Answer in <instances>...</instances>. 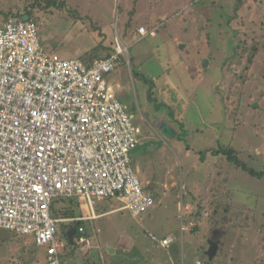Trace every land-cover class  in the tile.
<instances>
[{
    "label": "rangeland",
    "instance_id": "374dc122",
    "mask_svg": "<svg viewBox=\"0 0 264 264\" xmlns=\"http://www.w3.org/2000/svg\"><path fill=\"white\" fill-rule=\"evenodd\" d=\"M106 1L67 0V5L62 7V0H0V9L10 11L16 6L14 12H19L27 5V12H32L35 3L45 7L53 5L54 9L44 13L34 10L43 24L39 39L45 45L48 40L53 45L59 44L64 49L58 48L56 54L70 60L66 59L70 58L68 54H73L79 46H91L89 39L98 37L109 25L117 28L116 21H119L111 14L110 3L117 6L120 0ZM237 2L137 0L135 17L139 16L142 21L153 15L155 22L145 25L149 29L158 24L167 25V29H159L156 38L148 36L134 44L128 54L130 66L125 65L113 76L124 73L125 83L129 84L119 100L124 103L122 97L126 95L132 120L141 130L139 152L146 147L144 143L151 145L147 153H137L141 158L133 160V168L144 191L155 199L157 208L139 218L124 211L98 220L96 226L101 238L98 241L96 236L94 244L103 243L101 249L91 247L88 251H79L73 261L67 258L66 264H86V254L97 264L105 263L100 255L108 259L107 264L114 260L116 264H157L158 258L164 264H256L255 255L262 245L258 241L264 229V178L250 176L230 163L226 156H212L213 149H232L242 163L256 172L264 171V0H247L238 11ZM95 15L98 21L102 20L99 31L95 33L94 22L79 31L86 21L91 22L87 18ZM115 36L112 33L114 39ZM190 41L194 46L183 48ZM243 45H246L244 57ZM132 53L139 56L140 62L133 59ZM135 64L145 65L153 77L169 73L176 87H180L174 92V98L181 92L184 104L178 105V109L182 111L185 128L178 124V135L174 139L159 133L157 123L151 127L142 119L144 101H148L155 83L152 76L148 79L146 74L138 73ZM187 68L195 71L194 80L187 74ZM110 82L113 83L112 78ZM118 82L116 79L115 86ZM142 85L148 96L142 94ZM154 94L160 106L165 104L157 97V91L154 90ZM173 110L172 113L176 111L175 106ZM183 144L194 148L195 152L186 156ZM199 144L202 148L195 147ZM203 156L212 158L211 161L215 159L218 171H214V176L219 182L212 183L210 169H201ZM208 192L210 197H207ZM187 204L194 213L193 224L187 223L189 217L186 216L191 214L183 210ZM99 206V209L114 210L121 207V203L114 200L109 206L107 202ZM181 221L186 224L181 226ZM144 229L158 237L174 230L185 235H180V241L170 247L167 254L152 246L150 237V241L145 238ZM33 238L23 236L28 249L45 258L46 249L37 247ZM18 241H14L10 254L7 248L0 246V264H14L10 257L18 248ZM210 242L222 246L212 261L206 255ZM108 245L112 246L108 248ZM261 252L264 263V252Z\"/></svg>",
    "mask_w": 264,
    "mask_h": 264
},
{
    "label": "built area",
    "instance_id": "2783aa9c",
    "mask_svg": "<svg viewBox=\"0 0 264 264\" xmlns=\"http://www.w3.org/2000/svg\"><path fill=\"white\" fill-rule=\"evenodd\" d=\"M40 25L30 18L0 27V230L32 235L48 247L47 264H62L59 224L66 219L54 217L56 201L80 199L94 214L113 199L139 216L155 199L132 164L141 131L108 80L130 65V47L117 46L108 59L65 60L45 51ZM85 233L81 227L79 244L89 247ZM151 239L163 248L173 242Z\"/></svg>",
    "mask_w": 264,
    "mask_h": 264
},
{
    "label": "crops",
    "instance_id": "0c3cea01",
    "mask_svg": "<svg viewBox=\"0 0 264 264\" xmlns=\"http://www.w3.org/2000/svg\"><path fill=\"white\" fill-rule=\"evenodd\" d=\"M67 0H62V2H60V6L65 7V5H67ZM104 2H107L106 0H103ZM150 0H148L149 2ZM136 2L137 0H120L117 3V6L113 3H110L111 5V14H114L117 18V20L119 22L116 21V23H118L117 28L114 29L112 27V25H109L107 30H103L102 33H100L101 35H103L105 33L106 36L102 37L100 34H97L98 37L93 39H89L90 41V45L89 47L86 46H79V48L76 49V51L73 52V54H68L70 58H66V59H84V60H93V59H99V60H103V59H108L115 51V48L119 45H125L130 47V53L133 50V46L134 44H138L139 42H142L143 40H145L146 38H148V36L151 37V35H147L145 37L141 36L138 32L139 29L144 28L146 31H155V36H152V38H156L159 29L160 31L163 29H167V25H164L163 27L158 25L153 26V28H148V26H146L145 24H149V23H153L155 22V20H153V15H150L148 17H145L144 20L141 21L140 17H135V6H136ZM194 1L190 2L193 3ZM119 6V8H118ZM122 8V9H121ZM16 9V6L11 9L10 11H6L3 9H0V27L4 26L6 24L7 21L11 20V19H15V20H25V18H34L37 21H40V23H42V21L40 19H38L35 15H34V10H38L41 13L46 12L49 9H54L53 5H48V7L44 6H40L39 3H35L34 5V9L32 12H27V5H24L23 8H21L19 10V12H14ZM30 9V8H29ZM9 15V16H8ZM84 16L86 17L87 15L84 13ZM87 19H91V22L86 21V24L84 23V27L83 25H81V27L79 28V31H84L87 29V26L90 25L92 22H94L95 28L97 29V31H95V33H97L99 31V27L102 23L101 21H98V17L95 15L94 17H88ZM132 21H135V23H139L141 22V24L138 25H132ZM46 23V22H45ZM43 25V24H42ZM40 25V28L41 26ZM40 28H39V33H40ZM112 33L116 34V38L114 39L112 37ZM89 38V37H87ZM47 39H49V37H47ZM92 40V41H91ZM141 40V41H140ZM41 42V40H40ZM181 43V42H180ZM183 43V42H182ZM193 42H188L186 43V45L183 48H187L188 45L189 46H194L192 45ZM42 46L44 47L45 51L48 54H56V51L59 49H64L61 48L59 44L53 45L52 43H50V40H48L47 42V46L42 43ZM95 45V46H94ZM58 54V53H57ZM133 54V53H132ZM135 58V61H139V56L133 54V59ZM140 62V61H139ZM142 64V63H141ZM125 65L119 66L115 72H113L109 77L112 78L113 81V85L115 86V80L117 79L119 82L118 84H116V86H118V97L120 99V96L126 92V90L129 88V84L125 83V74L122 73V75L118 74L119 77L113 76L114 73H117L119 71L120 68L124 67ZM130 66V65H128ZM138 73L140 74H146V76L148 77V79L151 77L154 80V83L152 85L153 87V92H150V97L148 99V101H144V108L145 111L143 110L142 112V119H144V121H146V123L148 125H150L151 127L154 126L153 123H157L160 124L161 122L164 123V125H169L172 129L175 130V134L173 135L174 139L177 135H178V124H183L184 128H185V124L183 123L184 121H182L181 119V115H182V111H180L178 109V105L180 104H184L181 103L183 97L181 95V92L179 93L180 96H178V98H174L175 91L177 92L178 88L180 87H176V85L174 84V81L171 77V75L167 72H164L162 75L159 76H155L153 77V74L149 73L146 70L145 65H139V64H135ZM126 69H124L125 72ZM194 70L193 68H187V74L189 75V77L194 80L195 77L197 75L194 74ZM110 78V81H111ZM139 78V77H138ZM141 80V79H140ZM124 84H122V83ZM142 82L146 83V86L148 87V84L146 81ZM121 83V84H120ZM140 83V82H139ZM115 86V87H116ZM143 86V85H142ZM154 90L157 91V97L161 98V100H163L165 102V104H161L162 106L159 105V103L157 102V100H155V94H154ZM145 92V87L143 86V92L142 94ZM149 93H144V96H148ZM124 103L121 101V103L124 105L125 109L128 111V113L130 115H132L128 108H127V102L126 100V95L124 97H122ZM157 99V98H156ZM156 101V102H155ZM153 103H156L153 106ZM166 108H165V107ZM176 107V111L175 112H171L174 111L173 107ZM154 107V108H153ZM182 107L184 108V105H182ZM145 117V118H143ZM151 119V123L150 120ZM161 123V124H162ZM139 128V127H138ZM141 131V130H140ZM157 131L159 133H161L159 131V129L157 128ZM162 134V133H161ZM163 135V134H162ZM182 140V139H181ZM183 141V140H182ZM142 144V140H141V134H140V144L138 145L137 149L135 151H133L132 153V164H133V160L135 158H141L140 155L143 153H147L148 147L151 146L149 145V143H144L145 144V148L144 150H142V152H139L140 150V146ZM184 145V149L182 148L184 154L186 156H190L191 154H193L195 152L194 148L188 147L187 145ZM179 146H182L181 143L179 144ZM195 147H201L202 145L199 144V146H195ZM144 151V152H143ZM215 151V149L212 150V156H213V152ZM137 153H141L140 155H138ZM204 154V153H203ZM211 156V155H210ZM212 158H208L206 159L203 156L202 159V164H201V169L205 168V169H210L211 172H209L208 174H210L211 178H212V183L214 182H219L218 178L214 176V171H218V169H215V162L214 160L211 161ZM221 169V166H220ZM135 170V169H134ZM220 174L222 175L221 170L219 171ZM222 177V176H221ZM228 182V181H227ZM175 183H173L172 185H174ZM174 187V186H173ZM150 190H152L150 188ZM207 197L209 196V192L207 194ZM113 199L111 200H103L100 201L97 205V207L94 209V214H92L90 212V210L88 209V206L81 201L80 199L77 198H72V199H63L56 201L55 204L53 205V215L54 217H57L58 219H66L65 221L61 222L59 224V238L62 239L65 243V246L60 254L61 256V260H62V264H66L67 262L65 261L67 258L70 259V261H73V259L76 258L77 253L79 251H88L91 249V247H96L101 249V246L103 243H99L98 246L94 244L95 242V237L97 236L98 241L101 238V234L99 233L98 229H97V222L98 220H102L105 217H109L113 214H116L118 212H124V211H128L125 210L123 208V204L121 203V207L114 209V210H104L105 208H101L99 209V204L101 203H105L107 202V206H109V204L113 203ZM117 201V200H116ZM119 202V201H117ZM82 203L84 205H82ZM211 204V203H210ZM190 204L185 205V208H183V210L186 213H190L191 216H186L189 220L187 223L189 224H193V218H194V213L192 212V207H190ZM157 208V204L154 203V206L150 207L146 212H144L143 214L139 215H145L148 212H150L151 210H153L154 208ZM191 211V212H188ZM132 217L134 218H139V216H134L130 211H128ZM78 220V219H87V220H82L79 222H75V221H71V220ZM186 224V223H184ZM83 227L85 228V237L90 241V246L87 247H83L79 244V229ZM137 230H142V229H137ZM179 233V236L177 235ZM144 235L145 238L148 237V240L150 241L151 236H156L155 234H153L152 232L147 231V229H144ZM177 235V236H175ZM180 235H185L182 234V232H180V230H174L173 232H170V234L165 235L163 234L161 237H158L159 239H164L166 237H171L173 239V242L171 244L170 247H172L174 244L178 243L180 241ZM23 236L26 235H18L14 232L8 231V230H4L1 229L0 230V246L1 249H8L9 254L12 253V245L14 243L15 240H19V245L18 248L14 249V254L10 257V260L14 262V264H47V260H48V247L44 246L41 248H45L46 249V257L45 258H41L39 256H37V253L34 252L33 250L28 249L27 246V242L24 241ZM66 236L67 240H64V237ZM150 237V239H149ZM164 237V238H163ZM34 239V238H33ZM104 241V240H102ZM35 242V239H34ZM150 243L152 244V246H155L165 252H167L168 254V249L170 248H163L161 247L158 243H152L150 241ZM149 244V243H147ZM35 245L37 247H39L36 242ZM150 245V244H149ZM112 245H108V248H110ZM151 246V248H152ZM113 251V255L116 254V249L112 250ZM89 255V254H88ZM87 254L84 255V262L86 264H97L96 261H94V259H90L89 256ZM167 258V256H165ZM100 259L104 260L105 263L101 262V264H107V258L104 255H100ZM114 260V259H112ZM162 259L158 258V262L157 264H164V262H160ZM197 262V261H196ZM117 260L114 262L110 261L109 264H116ZM4 264V263H3ZM167 264H175V263H170L168 262ZM197 264V263H196Z\"/></svg>",
    "mask_w": 264,
    "mask_h": 264
},
{
    "label": "trees",
    "instance_id": "16d2710c",
    "mask_svg": "<svg viewBox=\"0 0 264 264\" xmlns=\"http://www.w3.org/2000/svg\"><path fill=\"white\" fill-rule=\"evenodd\" d=\"M246 1L247 0H238L237 5H236V10L237 11L240 10L244 6V4L246 3ZM245 44H247V43H245ZM242 49H243V57H244V54L246 53V45H243L242 46ZM254 50H256V49L254 48ZM233 152L234 151L232 149H225V148H222L221 149V148H218L217 150H215L213 152V156H219L220 158H221V156H226L227 160L230 163L236 165L239 169L245 171L250 176L255 177V178H260V179L261 178H264V171L263 172H256L251 167H249L246 164L242 163L238 159V157L236 156V153L234 154ZM62 201H63V199H62ZM215 211L218 212L217 209ZM63 237H64V240L68 241L67 238H66V236H63ZM151 241H152V239H151ZM258 242H262V245H260L261 248L259 247L260 250H258L257 255H255V263L256 264H264L263 263V260H261L262 259V257H261L262 252L261 251L264 252V248H263V245H264V229H263V233L261 232V235H260V238H259V241ZM153 243H155V242H153ZM217 244H218V252H217V256H218V254L222 250V246L219 243H217Z\"/></svg>",
    "mask_w": 264,
    "mask_h": 264
},
{
    "label": "water",
    "instance_id": "95a60500",
    "mask_svg": "<svg viewBox=\"0 0 264 264\" xmlns=\"http://www.w3.org/2000/svg\"><path fill=\"white\" fill-rule=\"evenodd\" d=\"M25 20H28V18H25ZM161 123L157 125L159 131L169 139L173 138V135L175 134V130L172 129L169 125H164V123L162 124ZM217 252H218V244L216 242H210L209 249L206 252V255L209 257L211 261L215 258Z\"/></svg>",
    "mask_w": 264,
    "mask_h": 264
},
{
    "label": "clouds",
    "instance_id": "9594fccd",
    "mask_svg": "<svg viewBox=\"0 0 264 264\" xmlns=\"http://www.w3.org/2000/svg\"><path fill=\"white\" fill-rule=\"evenodd\" d=\"M28 19H30V18H28ZM25 21H28V20H25ZM181 226H184V222H182L181 221ZM182 234H184V233H182ZM173 240V239H172ZM61 262H62V260H61ZM198 264V263H197Z\"/></svg>",
    "mask_w": 264,
    "mask_h": 264
}]
</instances>
